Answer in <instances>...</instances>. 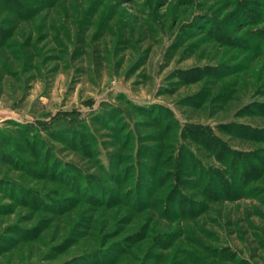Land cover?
Returning <instances> with one entry per match:
<instances>
[{
    "label": "rangeland",
    "instance_id": "374dc122",
    "mask_svg": "<svg viewBox=\"0 0 264 264\" xmlns=\"http://www.w3.org/2000/svg\"><path fill=\"white\" fill-rule=\"evenodd\" d=\"M0 264H264V0H0Z\"/></svg>",
    "mask_w": 264,
    "mask_h": 264
},
{
    "label": "trees",
    "instance_id": "16d2710c",
    "mask_svg": "<svg viewBox=\"0 0 264 264\" xmlns=\"http://www.w3.org/2000/svg\"><path fill=\"white\" fill-rule=\"evenodd\" d=\"M197 166H198V165H197ZM197 166H196V168H197ZM218 177H220L219 179L221 180V181L218 183V184H219V189H220V190H224V193H225L226 195H230V193L235 192V191H232L231 188H227V186H224V182L222 181L223 178H222L221 174L217 175V178H218ZM234 190H235V189H234Z\"/></svg>",
    "mask_w": 264,
    "mask_h": 264
}]
</instances>
